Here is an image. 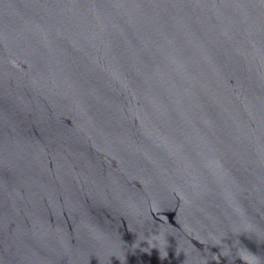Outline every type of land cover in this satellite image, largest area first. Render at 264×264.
Masks as SVG:
<instances>
[{
  "label": "water",
  "instance_id": "95a60500",
  "mask_svg": "<svg viewBox=\"0 0 264 264\" xmlns=\"http://www.w3.org/2000/svg\"><path fill=\"white\" fill-rule=\"evenodd\" d=\"M0 264H264V0H0Z\"/></svg>",
  "mask_w": 264,
  "mask_h": 264
}]
</instances>
